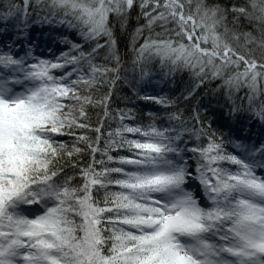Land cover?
I'll return each instance as SVG.
<instances>
[{"label":"snow or ice","instance_id":"6c2138e0","mask_svg":"<svg viewBox=\"0 0 264 264\" xmlns=\"http://www.w3.org/2000/svg\"><path fill=\"white\" fill-rule=\"evenodd\" d=\"M0 264H264V0H0Z\"/></svg>","mask_w":264,"mask_h":264},{"label":"trees","instance_id":"16d2710c","mask_svg":"<svg viewBox=\"0 0 264 264\" xmlns=\"http://www.w3.org/2000/svg\"><path fill=\"white\" fill-rule=\"evenodd\" d=\"M21 2H22V0H21ZM36 27H37V29H39L40 25H37ZM38 35H40V33H39V31L37 30V32H35V33L33 34V38H35V36H38ZM171 86H172V87H175L177 90H179L180 87L183 86V81L181 80V78H180L179 75H177L176 81H175L174 84L171 85ZM157 87H160V85H157ZM125 94H126V93H125ZM117 95H119V94H117ZM202 99L204 100L205 103H207L208 100H209V97H208V96H203ZM193 103H194V102H193ZM151 105H152V102H151V101H141V102H140V106L144 109V112H147V111H149V110H153V111H154V110H155V107H158V106H151ZM114 106H116V105H114ZM131 106H132V105H129V107H131ZM148 106H151V109H150Z\"/></svg>","mask_w":264,"mask_h":264}]
</instances>
